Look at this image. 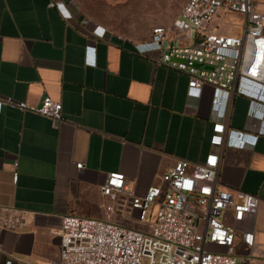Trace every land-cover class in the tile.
I'll return each mask as SVG.
<instances>
[{"label": "crops", "instance_id": "1", "mask_svg": "<svg viewBox=\"0 0 264 264\" xmlns=\"http://www.w3.org/2000/svg\"><path fill=\"white\" fill-rule=\"evenodd\" d=\"M51 1L0 0V100L10 96L37 104L49 94L61 101L63 116L53 127L45 115L1 107L0 212L19 208L25 223L16 230L0 227V264L57 258L55 229L62 215H105L100 185L109 172L124 173L137 194L150 184L164 185L177 157L202 159L210 150L218 119L227 120L231 131L219 180L259 195L260 250L264 131L255 123L264 117V92L237 94L228 108L212 105L209 86L199 97L188 95L186 73L160 60L161 49L145 43L151 37L126 39L89 21L73 0ZM256 7L264 12V0ZM95 25L105 29L103 36L93 32ZM128 211L120 203L111 217L134 223L123 219Z\"/></svg>", "mask_w": 264, "mask_h": 264}, {"label": "built area", "instance_id": "2", "mask_svg": "<svg viewBox=\"0 0 264 264\" xmlns=\"http://www.w3.org/2000/svg\"><path fill=\"white\" fill-rule=\"evenodd\" d=\"M256 2L185 0L172 23V30L180 34L159 26L145 43L161 49L163 63L186 73L188 95L199 97L209 86L212 105L228 108L237 94L264 92V12ZM226 11L240 15V28L234 33L212 27L214 17ZM98 26L93 32L103 36L105 29ZM182 39L188 42L181 44ZM3 104L45 115L53 127L63 118L61 101L49 94L37 104L10 96L0 100V110ZM255 125L258 132L264 131V117ZM230 132L227 120L214 121L208 138L211 148L204 157H177L165 184H150L142 194L128 187L124 173L109 172L100 185L105 215H62L55 229L60 237L58 257L46 264H264V245L256 250L259 195L219 180ZM17 177L14 170L13 180ZM119 203L128 204L130 214L136 212L138 226L111 217ZM2 209L7 213L0 212V227L16 230L25 223L23 210Z\"/></svg>", "mask_w": 264, "mask_h": 264}, {"label": "rangeland", "instance_id": "3", "mask_svg": "<svg viewBox=\"0 0 264 264\" xmlns=\"http://www.w3.org/2000/svg\"><path fill=\"white\" fill-rule=\"evenodd\" d=\"M79 10L91 22L104 24L109 31L126 39L135 41L150 38L153 29L164 27L168 32L180 34L172 30V23L185 0H73ZM212 27L219 33H234L240 28L241 18L234 12H223L216 15ZM219 26L216 27V25ZM188 40L182 39L181 44ZM120 204V203H119ZM156 208H153L155 211ZM128 215L140 223L136 212ZM149 219V217L147 218ZM152 220V219H151ZM263 235V234H262ZM240 251L241 247L236 246Z\"/></svg>", "mask_w": 264, "mask_h": 264}]
</instances>
